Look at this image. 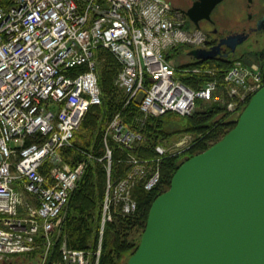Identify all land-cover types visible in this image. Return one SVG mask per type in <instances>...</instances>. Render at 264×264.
<instances>
[{
	"label": "built area",
	"instance_id": "2783aa9c",
	"mask_svg": "<svg viewBox=\"0 0 264 264\" xmlns=\"http://www.w3.org/2000/svg\"><path fill=\"white\" fill-rule=\"evenodd\" d=\"M206 37L200 27L189 28L188 18L165 0L0 3V260L34 254L37 260L26 264H46L50 232L60 224L85 165L70 166L60 150L73 145L84 115L101 103L98 47L120 61L116 83L126 103L138 99L142 117L166 112L187 116L197 99L223 104L230 113L243 109L264 85V71L254 60L236 59L221 79L213 77L198 88L177 76L182 48L204 47ZM186 71L215 74L214 67ZM108 138L131 147L140 135L121 121L119 112L105 128V152L97 158L106 159L107 176L97 258L112 213L136 210L134 184L143 181L144 188H153L160 180V157L184 152L193 136L158 144L153 165L130 155V169L117 179L111 178ZM44 163L51 164L45 173L40 171ZM40 234L46 239L42 255L36 251ZM61 255L64 264H88L83 250L63 244Z\"/></svg>",
	"mask_w": 264,
	"mask_h": 264
},
{
	"label": "trees",
	"instance_id": "16d2710c",
	"mask_svg": "<svg viewBox=\"0 0 264 264\" xmlns=\"http://www.w3.org/2000/svg\"><path fill=\"white\" fill-rule=\"evenodd\" d=\"M12 0H0L7 6ZM177 52L180 49H176ZM98 59L97 74L101 91V103L92 105L84 115L79 128L76 130L73 145L64 146L60 152L63 160L71 166L84 162V168L74 189L71 191L68 202L62 212L60 224L50 232L51 244L47 252L46 264L63 263L61 247L63 244L71 249L85 251L88 264H94L96 250L99 243V229L101 220L102 202L106 189V159L97 158L105 152V128L116 113H120L121 121L130 129L138 132V138L131 147H124L113 139L108 138L111 149V178L117 179L127 174L130 164L127 159L133 155L139 159L149 160L152 165L159 154L156 151L158 144L169 142L173 136L189 133L193 136L188 149L175 155L165 154L160 157L157 166L160 170V180L151 189L138 181L131 189V195L136 200V210L132 214H122L119 211L112 213V218L105 223L99 258L96 264H118L119 260L130 255L137 247L138 241L130 237L134 228L144 229L151 203L170 185V180L178 166L190 156L199 153L220 139L236 123L239 113H230L223 104L206 102L203 108H196L187 116L175 112H166L161 115L142 117L139 101L131 98L127 103V96L117 85L116 78L121 69L117 57L107 48L96 49ZM177 54V53H176ZM175 54V55H176ZM178 55V54H177ZM264 71V55L256 57ZM236 59L249 62L245 56H217L212 59L179 62L177 58V76L188 86L198 88L207 80L222 78L224 73ZM200 66L214 67L215 74L211 76L206 71H186V68ZM179 123L177 128L168 129L169 123ZM91 154L93 156H91ZM50 163H44L40 171L45 173ZM66 210V211H65ZM41 255L44 252L46 239L43 234L37 238ZM32 255L14 257H30Z\"/></svg>",
	"mask_w": 264,
	"mask_h": 264
},
{
	"label": "water",
	"instance_id": "95a60500",
	"mask_svg": "<svg viewBox=\"0 0 264 264\" xmlns=\"http://www.w3.org/2000/svg\"><path fill=\"white\" fill-rule=\"evenodd\" d=\"M195 3L186 14L199 27L208 14H196ZM242 39L191 48L187 55L212 59L222 45L234 51ZM126 264H264V85L230 130L178 166L151 203Z\"/></svg>",
	"mask_w": 264,
	"mask_h": 264
},
{
	"label": "flooded vegetation",
	"instance_id": "af4514ba",
	"mask_svg": "<svg viewBox=\"0 0 264 264\" xmlns=\"http://www.w3.org/2000/svg\"><path fill=\"white\" fill-rule=\"evenodd\" d=\"M165 1L187 18V10L197 1L193 11L196 14H208L198 20L199 27L204 28L207 36L205 48L218 44L222 39L232 42L243 38L234 51L226 44L222 45L218 56L234 55L242 47L244 49L239 53L240 56L264 55V0H218L215 3H212V0H206L204 3L198 0ZM190 49L184 47L181 52L184 50L187 54Z\"/></svg>",
	"mask_w": 264,
	"mask_h": 264
},
{
	"label": "rangeland",
	"instance_id": "374dc122",
	"mask_svg": "<svg viewBox=\"0 0 264 264\" xmlns=\"http://www.w3.org/2000/svg\"><path fill=\"white\" fill-rule=\"evenodd\" d=\"M188 26H189V28H191V29L194 28V27H196V26L194 25V23H193L189 18H188ZM201 29L204 30L203 27H202ZM204 31H205V30H204ZM243 49H244V48L242 47L240 50H238L237 53H235V54L233 55V57L240 56L239 53L242 52ZM246 58H247V60H249L250 62H252V60H254V62H257V61H256L257 58L254 57V56H252V55L249 56V57L246 56ZM178 59H179V62H187V61L191 60V58L186 54V52H185L184 50L180 53ZM257 63H258V62H257ZM258 64H259V63H258ZM206 105H207V103H206V102H203L201 99H197V100H196V108H203V107H205ZM179 125H180L179 123L174 122V123H169V124H167L166 127H167L168 129H172V130H174V128H177ZM180 136H182L183 138H186L187 141H188L189 134H187V133L179 134V133H178V135H175V136L172 137V139H171V143H172L173 141H175V139L177 140V138L180 137ZM164 191H165V190H164ZM65 211H66V210H65ZM64 216H65V212L63 213L62 217L64 218ZM133 230H136V231H132L133 234L130 235V237L133 238L134 240L138 241V243H139V240H140V238H141V235H142V232H143L144 229L137 230L136 228H134ZM96 252H97V248H96V250L94 251V256H95L94 264L97 263L98 258H99V256H98V258H97V254H96ZM99 254H100V252H99ZM127 258H128V255L123 256V257L119 260L118 264H126V262H127ZM36 260H37V258H30V257L16 258V257H12V258H9V259L0 260V264H26V263L29 262V261H36Z\"/></svg>",
	"mask_w": 264,
	"mask_h": 264
},
{
	"label": "bare ground",
	"instance_id": "6f19581e",
	"mask_svg": "<svg viewBox=\"0 0 264 264\" xmlns=\"http://www.w3.org/2000/svg\"><path fill=\"white\" fill-rule=\"evenodd\" d=\"M99 76V75H98ZM91 156H93L92 154H91ZM71 166V165H70ZM78 250H80V249H78ZM64 264V263H63Z\"/></svg>",
	"mask_w": 264,
	"mask_h": 264
}]
</instances>
